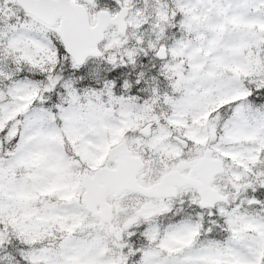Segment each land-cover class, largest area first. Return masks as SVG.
<instances>
[{"label":"snow or ice","instance_id":"snow-or-ice-1","mask_svg":"<svg viewBox=\"0 0 264 264\" xmlns=\"http://www.w3.org/2000/svg\"><path fill=\"white\" fill-rule=\"evenodd\" d=\"M0 264H264V0H0Z\"/></svg>","mask_w":264,"mask_h":264}]
</instances>
